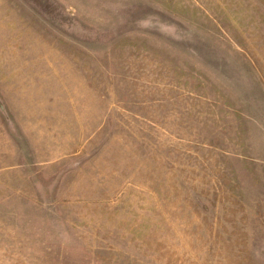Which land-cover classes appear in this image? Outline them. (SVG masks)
I'll list each match as a JSON object with an SVG mask.
<instances>
[{"label": "rangeland", "instance_id": "374dc122", "mask_svg": "<svg viewBox=\"0 0 264 264\" xmlns=\"http://www.w3.org/2000/svg\"><path fill=\"white\" fill-rule=\"evenodd\" d=\"M0 264H264V0H0Z\"/></svg>", "mask_w": 264, "mask_h": 264}]
</instances>
